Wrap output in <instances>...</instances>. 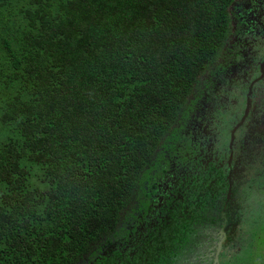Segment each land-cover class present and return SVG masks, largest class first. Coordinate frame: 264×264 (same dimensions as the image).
<instances>
[{
    "label": "trees",
    "instance_id": "16d2710c",
    "mask_svg": "<svg viewBox=\"0 0 264 264\" xmlns=\"http://www.w3.org/2000/svg\"><path fill=\"white\" fill-rule=\"evenodd\" d=\"M235 0H0V264H70L118 220Z\"/></svg>",
    "mask_w": 264,
    "mask_h": 264
},
{
    "label": "flooded vegetation",
    "instance_id": "af4514ba",
    "mask_svg": "<svg viewBox=\"0 0 264 264\" xmlns=\"http://www.w3.org/2000/svg\"><path fill=\"white\" fill-rule=\"evenodd\" d=\"M229 12L224 52L117 222L70 264H264V0Z\"/></svg>",
    "mask_w": 264,
    "mask_h": 264
},
{
    "label": "rangeland",
    "instance_id": "374dc122",
    "mask_svg": "<svg viewBox=\"0 0 264 264\" xmlns=\"http://www.w3.org/2000/svg\"><path fill=\"white\" fill-rule=\"evenodd\" d=\"M261 199V198H258ZM257 209L254 211V214L258 211V210H264V200H262L261 202L257 203Z\"/></svg>",
    "mask_w": 264,
    "mask_h": 264
}]
</instances>
